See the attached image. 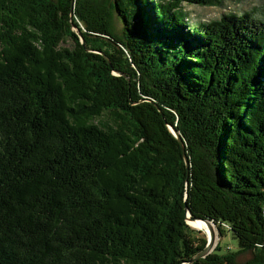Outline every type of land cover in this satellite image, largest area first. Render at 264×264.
Listing matches in <instances>:
<instances>
[{
    "label": "trees",
    "instance_id": "obj_1",
    "mask_svg": "<svg viewBox=\"0 0 264 264\" xmlns=\"http://www.w3.org/2000/svg\"><path fill=\"white\" fill-rule=\"evenodd\" d=\"M183 1L0 0V264H264V20Z\"/></svg>",
    "mask_w": 264,
    "mask_h": 264
},
{
    "label": "rangeland",
    "instance_id": "obj_2",
    "mask_svg": "<svg viewBox=\"0 0 264 264\" xmlns=\"http://www.w3.org/2000/svg\"><path fill=\"white\" fill-rule=\"evenodd\" d=\"M211 4H197L182 2L184 10L187 12V16L190 21L193 22H207L211 20H216L221 18L227 13H243L250 12L255 18H260L264 20V0H212ZM117 28L120 29V23L116 19ZM65 46H71L72 41L67 40L63 43ZM191 227V226H190ZM215 230V242L214 248L219 243L222 247H225L227 250H236L237 243L236 240L232 238L231 234L227 232L223 237H220L217 229ZM197 233L198 236H205L203 232L191 227ZM251 257V252H242L237 256V261L243 262Z\"/></svg>",
    "mask_w": 264,
    "mask_h": 264
},
{
    "label": "water",
    "instance_id": "obj_3",
    "mask_svg": "<svg viewBox=\"0 0 264 264\" xmlns=\"http://www.w3.org/2000/svg\"><path fill=\"white\" fill-rule=\"evenodd\" d=\"M72 28H73V30H75L76 34L79 36L82 45H84V40H83V38L81 36V33H80L79 29L76 28L75 26H73ZM86 50L87 51H90L91 49L86 48ZM118 74H120V73H118ZM168 127H169L171 133L174 135V137L177 139V141L179 143L180 150H181V153H182L184 162H185V166L187 167L189 165V161H188V157H187L186 152H185V144H184V142H183V140H182L179 132L173 126H171L169 124H168ZM186 219L187 220H200V221L205 222L206 224H208L211 227L210 236L209 237H206L207 242H206L205 247L201 251H199L196 255H194L193 257H191L188 260V262H193V261H195V260H197L199 258L205 257L207 254H209L214 249L215 230H214V227H213L214 224L212 222H210V221H208L206 219H201V218L193 217V216H191L188 213V211H187V214H186Z\"/></svg>",
    "mask_w": 264,
    "mask_h": 264
},
{
    "label": "bare ground",
    "instance_id": "obj_4",
    "mask_svg": "<svg viewBox=\"0 0 264 264\" xmlns=\"http://www.w3.org/2000/svg\"><path fill=\"white\" fill-rule=\"evenodd\" d=\"M187 221H188V224L191 225V227L202 231L206 237L210 236L211 227L205 222L200 221V220H187Z\"/></svg>",
    "mask_w": 264,
    "mask_h": 264
}]
</instances>
